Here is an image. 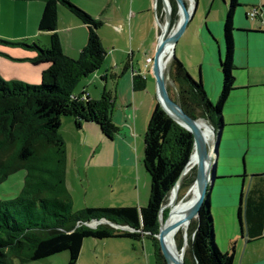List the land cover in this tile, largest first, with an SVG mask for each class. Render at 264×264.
I'll return each mask as SVG.
<instances>
[{
  "label": "trees",
  "instance_id": "1",
  "mask_svg": "<svg viewBox=\"0 0 264 264\" xmlns=\"http://www.w3.org/2000/svg\"><path fill=\"white\" fill-rule=\"evenodd\" d=\"M15 1L43 3L39 31L51 33V40L47 49L36 43L15 44L36 52L37 56L30 60L33 64L49 65L43 72L41 86L20 81L7 82L0 76V182L19 171L27 172L23 191L27 197L21 195L12 202L0 203V264H16L17 261L27 264L63 252L70 254V264H77L84 241L88 238L137 239L143 233L155 243L160 211L165 206V220L172 209L167 208L166 199L191 161L194 147L192 134L177 124L159 104L144 138V165L151 180L148 206L141 209L86 208L74 212L66 186L67 149L60 133L63 119L74 118L77 128H81L83 123H92L110 140L118 133L112 121L114 102L107 94L101 101L73 97L77 84L103 64L105 51L98 35L101 25L68 0ZM170 1L172 25H175L178 8L174 0ZM161 4L159 0L158 12ZM61 6L88 30V44L76 60L63 52L58 34ZM239 7V0H230L224 25L226 52L220 64L222 90L216 103L209 99L202 80L194 79L176 56L167 68L184 111L194 119L205 120L217 132L225 125L223 109L237 90L234 34ZM134 88L142 91L145 79L135 76ZM196 167L197 164L191 168L190 176L184 175L180 190L194 185ZM243 212L249 240L263 236L264 188L250 190L245 210L242 206L240 208L241 221ZM102 219L134 231H120L108 224L96 229L86 226L93 220ZM188 237L185 264H235L234 247L233 252L224 254L215 242L210 200L201 211L199 221L189 226ZM177 241L181 249L183 240ZM159 262L161 264L160 257Z\"/></svg>",
  "mask_w": 264,
  "mask_h": 264
},
{
  "label": "crops",
  "instance_id": "2",
  "mask_svg": "<svg viewBox=\"0 0 264 264\" xmlns=\"http://www.w3.org/2000/svg\"><path fill=\"white\" fill-rule=\"evenodd\" d=\"M68 1L100 23L98 35L105 51L103 64L93 73L91 83L87 86L78 83L73 97L101 101L107 94L114 102L112 121L118 133L109 142L96 125L83 123L81 128H77L75 119L69 118L72 120L69 121L70 128H76L75 133L71 134L79 154L70 159L62 136L67 149V191L73 199L68 181L70 162H73L79 169V177L87 182L105 179L112 192L115 187L122 192L133 188L137 196L128 207H137L138 204L142 205L151 182L143 166L142 153L145 149L144 138L159 99L152 64L147 66L146 61L147 58H154L162 35V29H158L155 23V17L157 19L158 16L154 15L159 0ZM217 1L197 0L195 14L175 48L177 57L190 75L196 80L200 77L212 103L217 102L222 90L220 64L225 57L224 50L226 52L223 23L229 6L223 0L224 5L218 7ZM239 3L234 34L237 90L223 109L225 125L217 158V180L209 200L220 222L225 253L233 252L234 247L235 264H264V235L249 240L244 212L242 221L239 214L241 206L245 210L250 190L264 188V0H239ZM214 7L217 17L211 21ZM253 9L259 13L254 21L249 18ZM33 10L43 13V3L0 0V22L8 24L9 15L12 17L13 14L16 26L19 15H29ZM200 10L206 14L205 20L202 15L196 20ZM144 16L147 17L145 27L141 23ZM205 26L208 35L204 31ZM37 27L27 33L0 38L16 43H36L42 48H49L51 33H42ZM103 27L115 34V42L107 41L105 32L101 30ZM121 31H125V35ZM40 33L47 34L43 45L37 40ZM58 34L64 55L78 59L88 44V30L63 6L59 8ZM119 36H123L125 41L119 42ZM16 46L20 49L0 48V76L7 82L37 83L49 65L33 64L30 60L37 56L36 52ZM172 51L173 47H170L168 54ZM135 76L145 79L142 91L134 88ZM98 79L102 85H99ZM93 84L99 94L87 89ZM147 239L143 233L137 238L141 242Z\"/></svg>",
  "mask_w": 264,
  "mask_h": 264
},
{
  "label": "rangeland",
  "instance_id": "3",
  "mask_svg": "<svg viewBox=\"0 0 264 264\" xmlns=\"http://www.w3.org/2000/svg\"><path fill=\"white\" fill-rule=\"evenodd\" d=\"M226 1L228 5L229 0H226ZM195 3H196V0H195ZM216 4L219 7L221 5H224V2L223 0H218ZM216 4H215V7H216ZM215 7H214L212 15L210 16L211 21L217 17L216 16L217 13H215ZM155 11L156 9H154V15L157 14L158 16L157 19L155 17V23L157 25L156 27L158 29H162L161 25L166 22V13L164 11L163 4H161V10L159 12L156 11L155 13ZM201 12L202 10H200L197 13L196 20L199 19L201 15H202V19L205 20L206 14L201 13ZM13 16L14 15L12 14V17ZM41 16H42V13H37L35 12V10H33V12L30 13L29 15L28 13H22L21 16L20 15L18 16L19 23L15 26L13 23L14 19L9 15L8 24L0 22V36L7 38L9 36H14L16 34L27 33L31 31V29L33 30V28L35 30V28H38L37 26H39ZM177 17L178 19H177L175 26L179 22V16L177 15ZM158 19H159L160 25L158 23ZM142 21H143L141 22L142 25L144 27L147 26V17L143 18ZM224 25L225 24L223 23V28H224ZM173 26L174 25H172L171 23V28ZM101 30L105 32L108 42H115V38H116L115 34L111 33L107 27H103L101 28ZM204 31L207 35L209 34L206 26L204 27ZM120 33L121 34L124 33L125 35V31H121ZM45 36H47V34L40 33L39 39H37L41 42L40 44L42 45H43ZM5 38H0V41L5 42L3 44H0V48L10 49V50L20 49V47H17L16 45H14V44H17L16 42H12ZM118 41L123 42L125 41V39L123 36H119ZM224 53H225V50H224ZM42 76H43V73H42ZM93 76L94 74L80 81L79 85L84 84L87 86L88 84L91 83L90 81L93 80ZM197 80H200V77ZM100 82H101L100 79H98L99 85H102L103 83L101 82L102 83L101 84ZM26 84H29L31 86H41L43 84V80L41 79L37 83H26ZM167 84H168V89H169L171 97L178 102L177 87L172 82L170 69L167 72ZM87 89H89V91L92 93L99 94V91L96 90L94 84L91 85L90 87H87ZM201 120L205 121L203 119ZM69 121H72V120H70L69 118L63 119L60 133L66 141L67 148L70 154V159H72L74 156L79 154V151H77V146L74 144L73 134L75 133L74 131L76 128L71 129L69 126V123H70ZM99 131L101 132V130ZM72 132L73 134H71ZM101 134L105 138V140L111 142V140L108 139L102 132ZM211 135H212V139L209 143H211L213 140L212 131H211ZM144 152H145V149L142 153L143 166H144V158H145ZM191 168L187 170L185 176L191 175L189 174ZM78 170L79 169H77V165L73 162H70V166L68 170L69 171L68 181H69L70 188L73 191L72 193L73 199L71 197V194H70V197L72 199V205H73L74 212H79L86 208L128 207L130 206L129 204H131L130 202L134 200L137 196V193L134 191L133 188L130 191L122 192L119 190V188L115 187V191L112 192V190L108 187V183H106L105 179H102V178L92 179V181L87 182L84 178L79 177ZM26 180H27V172L22 170V171H19L9 176L4 181L0 182V203L1 202H12L21 195L27 197V195L23 192L26 188ZM106 181L108 182V179H106ZM192 187L193 186L191 185L189 189L186 188V189L178 190L175 197H174V194H175L174 191L171 192V194L166 199V203L168 201L167 208L170 209L174 201L179 203L182 201L189 200L191 198L189 196V193ZM146 191H147V194H146L145 199H143L144 201L142 205H139V204L137 205V208L139 209L147 207L150 202L151 182H150V187ZM213 211H214L213 208H211V213H212L213 220H214L215 242L219 250L225 254L226 252L225 245L221 241L220 222H219V219L216 217L217 215H214ZM167 213L169 212L167 211ZM161 216L164 218V212L162 213ZM123 227H127V226H123ZM159 228H160V222H159ZM120 231H123V230H120ZM125 231L131 232L129 227L126 228ZM185 234H186V231L182 230L178 234L177 239L180 241L183 240L182 247L184 246V244L187 243L186 251H185V257H186L187 250L189 248V237H187L185 241ZM16 264H20V263L17 261ZM27 264H70V254L68 252H63L55 256L49 257L47 259L29 262ZM77 264H160V262H159V255L155 247V243L151 239H147L144 242H141L137 239H128V238H110L106 240H96L93 238H88L84 241L83 248H82ZM161 264H163L162 261H161Z\"/></svg>",
  "mask_w": 264,
  "mask_h": 264
},
{
  "label": "water",
  "instance_id": "4",
  "mask_svg": "<svg viewBox=\"0 0 264 264\" xmlns=\"http://www.w3.org/2000/svg\"><path fill=\"white\" fill-rule=\"evenodd\" d=\"M161 1L163 4L164 11L166 13V22L167 20L168 22H167L166 30L162 31L160 41L155 51V55L152 63V72L156 79L157 94H158L160 106L177 124H179L181 127L186 129L193 136L194 147L191 158L194 155H197L198 157V164L196 167V178L194 184L198 190L199 196L197 198L194 207L191 209L188 215L182 221L177 223V227L192 226L194 223L199 221L201 216V211L207 207L211 195V191L217 180V158L219 153V145L221 141L222 130L217 132L210 126V129L213 134V140L211 143H209L206 135L201 130V126L199 124V122L202 120L194 119L191 116H189L181 107L179 102H177L171 97L167 84V74H165L164 71L162 70L161 61L166 47L168 45L173 47V53H172V60H173V57L176 56L175 53L176 45L178 44L181 37L185 34L190 24V21L192 20L193 15L195 14L198 2L196 0L194 8L193 10H191L190 1L174 0L178 8L177 15L179 16V22L176 26L174 25L171 28L172 13L167 12L166 1L165 0H161ZM189 163L187 164V166L189 165ZM187 166L182 172L180 179L178 180V182L176 183L173 189L178 188L181 179L185 175ZM164 210H165V206L160 211V216H159L160 228L158 234L155 236L156 238L155 247L157 253L163 264H185V261H178L169 257L162 247L163 239L165 238L167 233L171 229L175 228L173 225L166 227L162 226L161 215L164 212ZM104 224H108L117 230L125 231V229L128 228V227H123L121 225L113 224L106 219L93 220L90 223L86 224V226L96 229L98 226Z\"/></svg>",
  "mask_w": 264,
  "mask_h": 264
},
{
  "label": "bare ground",
  "instance_id": "5",
  "mask_svg": "<svg viewBox=\"0 0 264 264\" xmlns=\"http://www.w3.org/2000/svg\"><path fill=\"white\" fill-rule=\"evenodd\" d=\"M166 1V9L168 13H172V5H171V1L170 0H165ZM191 2V10H193L194 6H195V0H189ZM168 22V20H167ZM167 22H165L162 31H165L167 28ZM172 47L170 45H168L164 51L163 57H162V70L164 71L165 74H167V68L169 63L171 62V54H168V50L169 48ZM200 126H201V130L203 131V133L206 135L208 141L210 142L212 139V135H211V129L208 125L207 122L205 121H200L199 122ZM195 164H198V157L197 155H194L191 158V161L187 167V170H189L191 167H193ZM186 170V172H187ZM185 172V174H186ZM184 177V176H183ZM183 179V178H182ZM181 179V181H182ZM181 187V182L178 186V188L174 189V197L177 193L178 190H180ZM189 196L191 197L189 200L187 201H182L177 203L176 201L173 202L172 204V209L168 215V217L163 220V217L161 218V223L162 226L166 227V226H171L173 225L175 228L171 229L167 235L165 236V238L163 239L162 242V247L164 249V251L166 252V254L171 257L172 259L178 260V261H185V251H186V244H184V246L179 249L178 246V242H177V236L178 234L182 231L185 230L186 234H185V241L188 237V230H189V226H181V227H177V223H179L180 221H182L187 215L188 213L191 211V209L194 207L197 198L199 196L198 190L195 187V184L193 185ZM184 249V251H183Z\"/></svg>",
  "mask_w": 264,
  "mask_h": 264
},
{
  "label": "built area",
  "instance_id": "6",
  "mask_svg": "<svg viewBox=\"0 0 264 264\" xmlns=\"http://www.w3.org/2000/svg\"><path fill=\"white\" fill-rule=\"evenodd\" d=\"M258 16H259V13H258V11L256 9H253L249 13V18L251 20H253V21L257 20ZM152 63H153V59L152 58H147V61H146L147 66L151 65ZM130 230H131V232H133L132 229H130Z\"/></svg>",
  "mask_w": 264,
  "mask_h": 264
}]
</instances>
